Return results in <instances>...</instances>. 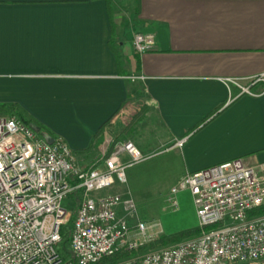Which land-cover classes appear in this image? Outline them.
Returning a JSON list of instances; mask_svg holds the SVG:
<instances>
[{
	"label": "crops",
	"instance_id": "obj_1",
	"mask_svg": "<svg viewBox=\"0 0 264 264\" xmlns=\"http://www.w3.org/2000/svg\"><path fill=\"white\" fill-rule=\"evenodd\" d=\"M139 33L155 34L152 50H135ZM262 74L264 0H0V103L81 159L97 160L105 137L142 153L132 135L160 128L154 142L177 184L236 158L264 164V81L251 84ZM231 78L256 95L228 103L240 92ZM180 200L199 227L192 192Z\"/></svg>",
	"mask_w": 264,
	"mask_h": 264
},
{
	"label": "built area",
	"instance_id": "obj_2",
	"mask_svg": "<svg viewBox=\"0 0 264 264\" xmlns=\"http://www.w3.org/2000/svg\"><path fill=\"white\" fill-rule=\"evenodd\" d=\"M133 45L147 52L156 36L139 33ZM227 81L240 89L228 103L256 95L238 79ZM261 81L264 74L251 84ZM123 154L130 156L127 162ZM143 159L132 141L105 137L97 160L82 166L62 139L50 143L15 116L0 114V264H74L63 262L56 249L62 226L74 215L64 205L71 194H77L71 230L76 264H100L119 251L150 248L161 235L153 231L158 225L132 220L137 206L129 195L103 193L117 181L126 183L128 165ZM185 189L193 194L201 232L112 264L264 262V164L236 158L188 172L171 193ZM170 204L177 208L178 200L172 197Z\"/></svg>",
	"mask_w": 264,
	"mask_h": 264
},
{
	"label": "rangeland",
	"instance_id": "obj_3",
	"mask_svg": "<svg viewBox=\"0 0 264 264\" xmlns=\"http://www.w3.org/2000/svg\"><path fill=\"white\" fill-rule=\"evenodd\" d=\"M134 58V57H132ZM139 128L132 137L134 140H140L146 145V150L142 149L144 159L140 162L130 164L127 167V182L119 183L116 182L111 188L105 190L103 193L119 192L125 194V192H130V196L134 199L137 211L135 215L132 216L134 222L143 221L148 226L157 224V227L153 228V231H160L162 237H170L178 235L181 240H183L182 235L196 225L194 216H192L190 211L181 205L180 194L185 190L179 191L177 194H172L171 190L177 185L176 172L167 168L165 164V155L161 152V144H157L154 140L158 139L159 134L162 130L157 128ZM126 140L127 138H124ZM155 143V144H154ZM156 151H159L156 153ZM161 154V155H160ZM77 155V154H76ZM79 162L82 166L91 165L96 160L88 158L81 159L77 155ZM123 161L127 162L122 156ZM179 199L180 204L177 208H174L170 204V198ZM194 204V200H192ZM188 203V202H187ZM64 205L73 211L74 215L71 218L75 219L77 211V194H71L65 199ZM188 206V204H187ZM195 206V204H194ZM193 206L191 207V209ZM193 210V209H192ZM196 210V209H195ZM71 216V217H72ZM174 244V243H173ZM164 246H156L143 249L138 252L137 255L143 254L148 249H157ZM243 264H264L261 262L254 263H243Z\"/></svg>",
	"mask_w": 264,
	"mask_h": 264
},
{
	"label": "trees",
	"instance_id": "obj_4",
	"mask_svg": "<svg viewBox=\"0 0 264 264\" xmlns=\"http://www.w3.org/2000/svg\"><path fill=\"white\" fill-rule=\"evenodd\" d=\"M0 113L9 115V116H15L19 121L23 122L25 125L31 127L37 134L38 137H47L48 135L57 139L52 132L41 125L37 120H35L31 115H29L22 107H20L17 104H11V103H0ZM140 118H135L129 125L128 128H126V132L130 133L136 125V123L139 121ZM73 218V216L71 217ZM71 219L69 220V222ZM73 221L70 224L69 222L62 226L61 228V240L57 244L56 249L59 253L60 257L62 258V261L67 262H75V258L73 255V252L71 250V230L73 227ZM201 232V228H193L190 231L184 233L182 235L183 240L196 236ZM178 235L170 236V237H160L155 243L151 244L150 247H156V246H167L173 243L180 242V239L177 238ZM182 241V240H181ZM144 249V248H143ZM137 253L134 251H119L116 254H114L111 257H108L104 259L100 264H112L116 263L121 260H125L131 256L136 255Z\"/></svg>",
	"mask_w": 264,
	"mask_h": 264
},
{
	"label": "water",
	"instance_id": "obj_5",
	"mask_svg": "<svg viewBox=\"0 0 264 264\" xmlns=\"http://www.w3.org/2000/svg\"><path fill=\"white\" fill-rule=\"evenodd\" d=\"M55 139H49L48 142L53 143Z\"/></svg>",
	"mask_w": 264,
	"mask_h": 264
}]
</instances>
